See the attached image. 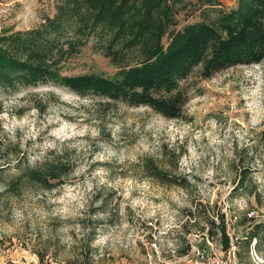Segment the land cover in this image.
Segmentation results:
<instances>
[{
    "label": "rangeland",
    "instance_id": "obj_1",
    "mask_svg": "<svg viewBox=\"0 0 264 264\" xmlns=\"http://www.w3.org/2000/svg\"><path fill=\"white\" fill-rule=\"evenodd\" d=\"M219 1L228 9L239 5ZM56 3L0 0V32L40 26ZM177 19L181 30L202 18L182 10ZM64 63L68 75L118 70L94 37ZM194 80L179 119L54 83L0 88V193L19 160L34 165L58 154L74 165L53 190L3 196L0 264H148L144 240L154 238L165 250L173 241L182 255L207 234L203 216L219 223L221 214L240 263L254 264L257 239L264 264V61ZM148 159L185 186L151 179L143 169ZM244 172L257 194L250 195V180L248 188L239 185ZM213 240L220 242V233Z\"/></svg>",
    "mask_w": 264,
    "mask_h": 264
},
{
    "label": "trees",
    "instance_id": "obj_2",
    "mask_svg": "<svg viewBox=\"0 0 264 264\" xmlns=\"http://www.w3.org/2000/svg\"><path fill=\"white\" fill-rule=\"evenodd\" d=\"M55 8L54 15L45 16L34 29L0 32V88L54 83L179 119L194 78L207 80L229 68L264 61V0H239L235 9L219 0H57ZM182 10L200 12L202 19L178 30ZM92 37L117 72L65 74L64 60L79 53ZM73 167L70 159L58 154L34 165L19 160L0 202L3 196L18 198L32 189L53 190L66 183ZM143 169L164 185L185 186L153 159L146 160ZM250 175L244 172L239 185L248 188L250 180L254 195L257 185ZM203 218L210 224L203 235L213 239L220 233V242L228 249L231 239L224 214L218 215L219 223L214 217ZM249 234L253 238L255 231Z\"/></svg>",
    "mask_w": 264,
    "mask_h": 264
},
{
    "label": "built area",
    "instance_id": "obj_3",
    "mask_svg": "<svg viewBox=\"0 0 264 264\" xmlns=\"http://www.w3.org/2000/svg\"><path fill=\"white\" fill-rule=\"evenodd\" d=\"M255 211H250L249 215L253 216ZM226 221V220H225ZM228 233V232H227ZM229 235V234H228ZM202 236V235H201ZM204 236V235H203ZM203 236L201 237L202 239ZM230 237V235H229ZM207 244H201V240L191 243L188 247L189 251L179 255L178 244L171 241L168 248L162 249L158 240H144L146 246V258L148 264H241L238 256V248L231 241L228 249H224L221 242H216L205 236ZM232 240V237H230ZM206 243V242H205ZM257 239L251 243V251L253 252L252 260L254 264H260V257L255 252Z\"/></svg>",
    "mask_w": 264,
    "mask_h": 264
}]
</instances>
